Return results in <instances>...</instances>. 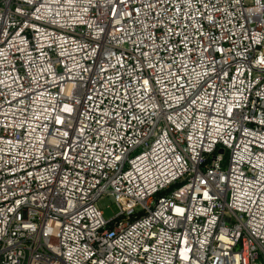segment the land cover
<instances>
[{
  "label": "built area",
  "instance_id": "2783aa9c",
  "mask_svg": "<svg viewBox=\"0 0 264 264\" xmlns=\"http://www.w3.org/2000/svg\"><path fill=\"white\" fill-rule=\"evenodd\" d=\"M0 264H264V0H0Z\"/></svg>",
  "mask_w": 264,
  "mask_h": 264
},
{
  "label": "rangeland",
  "instance_id": "374dc122",
  "mask_svg": "<svg viewBox=\"0 0 264 264\" xmlns=\"http://www.w3.org/2000/svg\"><path fill=\"white\" fill-rule=\"evenodd\" d=\"M227 156V152L224 153ZM97 208L101 211L102 216L105 219H109L114 216V199L110 195H103L96 201Z\"/></svg>",
  "mask_w": 264,
  "mask_h": 264
}]
</instances>
